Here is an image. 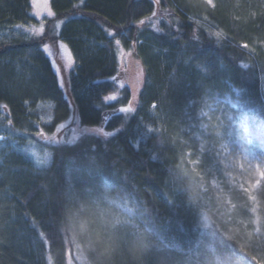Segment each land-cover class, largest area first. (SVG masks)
<instances>
[{"label": "trees", "instance_id": "1", "mask_svg": "<svg viewBox=\"0 0 264 264\" xmlns=\"http://www.w3.org/2000/svg\"><path fill=\"white\" fill-rule=\"evenodd\" d=\"M51 6L54 17L35 35L32 0H0V31L20 30L0 40V128L22 130L41 113L52 116L43 125L49 132L70 129L76 118L80 127L115 134L46 144L51 157L44 168L20 151L23 141L12 148L3 134L0 264H67L69 257L75 264H198L190 215L200 191L182 174L181 142L194 141L191 120L204 102L234 97L236 89L264 169V0H223L216 8L204 0ZM153 17L158 32L144 26ZM205 18L223 31L220 38ZM57 40L72 52L70 100L43 50ZM129 53L143 63L145 82L136 110L124 114L119 109L130 104L131 92H117ZM210 60L213 70L204 71ZM112 95L118 100L106 102ZM41 104L53 107L47 112ZM256 198L258 240L250 249L264 264V186Z\"/></svg>", "mask_w": 264, "mask_h": 264}, {"label": "rangeland", "instance_id": "2", "mask_svg": "<svg viewBox=\"0 0 264 264\" xmlns=\"http://www.w3.org/2000/svg\"><path fill=\"white\" fill-rule=\"evenodd\" d=\"M219 2L223 3V0H212V3H207L212 8H216ZM32 15L39 24L33 26L29 32L43 35V21L54 17L51 0H32ZM205 21L209 26L214 27L213 31L217 37L223 35V31L216 24L214 26L211 19L205 18ZM144 26L155 32L161 30V22L155 17L147 20ZM59 27L60 24L57 28L60 29ZM41 29H43L42 33ZM19 34L20 30L17 28H9L0 31V40ZM60 43L67 46L65 53H70L72 57L69 46L62 40L45 46L53 54L54 71L67 99L70 100L68 76L73 61L72 59L68 61L67 55L61 54ZM47 56L49 57L48 54ZM122 65L123 75L117 95L127 87L131 92V102L128 106L136 110L138 95L145 82V67L130 53L123 57ZM213 66H215L214 61L210 60L202 66V69L211 71ZM242 66L250 67L249 64L244 63ZM260 79L264 82V76H260ZM234 92V97L228 96L218 102L210 98L204 102L198 117H192L191 120L193 129L191 131L195 134L194 141L187 137L181 142L182 174L200 191L197 209L190 215L191 221L194 222L193 230L197 241L195 254L198 264H261L250 249V245L252 241L258 240L254 216L259 206L256 198L259 189L256 190L255 182L260 179L259 173L264 169L260 166L261 156L249 134V109L243 108L240 92L236 89ZM261 93L264 101V85ZM52 107L51 104H41L39 109H46L49 112ZM262 113L264 114V110ZM4 120L6 118L0 110V121L4 122ZM73 121L74 124L70 129H66L65 126L68 124H65L62 128L49 132L43 125H49L52 116L40 113L38 121L25 125L22 130L14 132L6 125L1 126L0 141H5L6 135L8 145L12 148H17L16 144L23 141L20 151L29 156L37 167L44 168L51 157L46 144H54L58 141L74 143L83 135L102 136L105 133L100 128L80 127L76 118ZM261 123L264 121L261 120ZM3 145L0 144V149ZM226 242H233L237 246L235 251L226 250ZM67 264L75 263L69 257Z\"/></svg>", "mask_w": 264, "mask_h": 264}, {"label": "snow or ice", "instance_id": "3", "mask_svg": "<svg viewBox=\"0 0 264 264\" xmlns=\"http://www.w3.org/2000/svg\"><path fill=\"white\" fill-rule=\"evenodd\" d=\"M207 2L208 3H212V0H207ZM37 15H39V13H37ZM141 23H143V21ZM29 31H31V29H29ZM40 31L42 33L43 29H41ZM117 43H119V41H117ZM66 47H67L66 45H64L63 43H60V45H59L60 52H61L62 55H65L66 54L68 61H71V59H72L71 54L70 53H65ZM245 47H247V45H245ZM43 50L45 51L46 54L49 55L50 62L54 63L55 61L52 58L53 57V54L50 52L49 48L47 46H45V48ZM121 87H123V86L121 85ZM117 100H118V97L115 96V95L105 97V101L106 102H115ZM119 111L121 113H133L135 111V109L132 108L131 106H128V107L120 108ZM114 134L115 133H111V132H105L104 133L105 136H111V135H114ZM38 163H43V161H38ZM259 176H260V179H258L255 182L256 190L259 189V188H261L262 186H264V184H262V182H261V181H264V171H261L259 173ZM249 191H252V189H249Z\"/></svg>", "mask_w": 264, "mask_h": 264}, {"label": "water", "instance_id": "4", "mask_svg": "<svg viewBox=\"0 0 264 264\" xmlns=\"http://www.w3.org/2000/svg\"><path fill=\"white\" fill-rule=\"evenodd\" d=\"M107 118H104V123L106 122Z\"/></svg>", "mask_w": 264, "mask_h": 264}]
</instances>
